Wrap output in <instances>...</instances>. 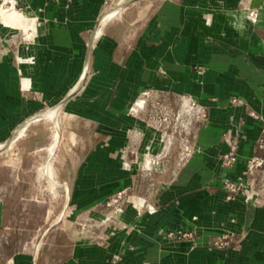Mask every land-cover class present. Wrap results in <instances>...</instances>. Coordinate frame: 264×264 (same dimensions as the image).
<instances>
[{
	"label": "crops",
	"instance_id": "crops-1",
	"mask_svg": "<svg viewBox=\"0 0 264 264\" xmlns=\"http://www.w3.org/2000/svg\"><path fill=\"white\" fill-rule=\"evenodd\" d=\"M118 1L0 7V145L71 95L60 126V112L42 119L59 134L39 180L66 187L61 227L27 247L17 197L29 171H0V264H264V171L248 172L264 160V0H139L98 34L76 92ZM183 98L206 112L187 143L173 133ZM178 231L192 236H169Z\"/></svg>",
	"mask_w": 264,
	"mask_h": 264
},
{
	"label": "rangeland",
	"instance_id": "rangeland-1",
	"mask_svg": "<svg viewBox=\"0 0 264 264\" xmlns=\"http://www.w3.org/2000/svg\"><path fill=\"white\" fill-rule=\"evenodd\" d=\"M10 1L13 0H0V7L3 5L10 6V4L8 3ZM121 2L122 1H118L117 4L114 5L111 9L119 6ZM15 9L18 12H21L18 10L16 3ZM16 34L17 39L22 38L21 34ZM141 100L145 101L144 104L146 105V100ZM189 102L190 99L188 98L181 99L179 115H185L186 113H189L191 111ZM61 111L58 115L59 126ZM188 117L189 118L185 121L183 117V122L180 123V127L177 130L173 131V133L175 132L177 134L178 141L180 137H182L184 143L188 142V137L186 136L188 133L187 125H189L191 122V117ZM35 124L36 126H34L32 132H30L34 133L32 136H28L27 138H25L26 140H23V143L16 145V147H12V145L15 143L13 142V144H11L9 148L0 152V171L3 172L2 175L5 176V178H8L7 174L9 173L11 167H13L14 169H23L29 171L28 177L24 179V182L22 184L24 186L23 192L18 195L17 200L23 203L25 207L29 208V210L24 211V213H30L29 215L24 214L20 223V229L24 230L23 232H21L22 234H24L22 238H24L27 247H34L36 249L37 246L42 247L43 242L47 237L48 228L52 226L59 218V216L64 213V205L67 201V190L65 186H62V188L59 190L54 189V187H52L50 183V181H52L51 179H49L50 181L45 178L43 180H39L40 168L48 162L47 148L53 143V137L56 133V127L53 120H42ZM261 151H263L264 153V149ZM42 156H45L44 162H42ZM156 164L158 163L153 160L150 163L149 168L152 169ZM257 171H264V163L261 167L256 169L253 174L250 175L255 176L256 173H258ZM115 199L117 200L116 203H114L116 206L121 205L122 202H125L124 198L120 200L118 199V197H116ZM131 201H133V199ZM120 213L121 211L118 212L117 216H120ZM63 218L64 216L59 220V224L53 227L54 229L61 227L60 222L63 220ZM11 234L12 233L9 230H6L3 237L9 240L14 239L16 235L13 236ZM18 238L21 240V237H19V235ZM17 246L18 245L15 244V248H17ZM10 250L11 249L5 248L4 253H9Z\"/></svg>",
	"mask_w": 264,
	"mask_h": 264
},
{
	"label": "built area",
	"instance_id": "built-area-1",
	"mask_svg": "<svg viewBox=\"0 0 264 264\" xmlns=\"http://www.w3.org/2000/svg\"><path fill=\"white\" fill-rule=\"evenodd\" d=\"M248 19L252 23H256L258 20V12L255 10L249 11ZM189 105L191 107V111L189 113H186L187 115L186 114L185 115H182V114L179 115L178 114L177 120L179 123V127H180V123L183 122V117H184V121L189 118L188 116L191 117L190 118L191 122L189 125H187L188 127H190L193 123L202 121L203 119L206 118V112L202 106H200L198 103H196L195 101H193L191 99H190ZM225 159H226V164L228 166L232 165L236 161L235 156L232 154L227 155ZM263 163H264V160H262V159L261 160L260 159H254V160L249 161V163H248L249 174H253L256 169H258L259 167H261L263 165ZM230 189L233 190L234 188L231 187ZM247 198H250V196L247 195ZM169 236L171 238L187 239V238H190L192 236V233L189 231H178L177 233H170ZM226 245H227V243H223L221 246L223 248H225Z\"/></svg>",
	"mask_w": 264,
	"mask_h": 264
},
{
	"label": "bare ground",
	"instance_id": "bare-ground-1",
	"mask_svg": "<svg viewBox=\"0 0 264 264\" xmlns=\"http://www.w3.org/2000/svg\"><path fill=\"white\" fill-rule=\"evenodd\" d=\"M129 1V0H128ZM127 1H122L121 3H120V5L119 6H117V7H115V8H113V9H111L110 11H108V12H106L103 16H102V18H101V26H100V30H99V33L98 34H100L101 33V31H102V29L106 26V24L110 21V20H113L115 17H117L120 13H122L124 10H121V11H119V7H122V5H124L125 3H126ZM76 86V85H75ZM143 105V103H141V106ZM138 108V107H137ZM136 108V110L134 111V112H137L138 111V109ZM61 111V109H58V108H51V109H48V110H46V111H44V112H41V113H39V114H37L36 116H34L32 119H30L28 122H26L23 126H21L18 130H17V132H16V134H15V136H14V138H13V140H12V142L9 144V146H11V144L18 138V137H20V136H22L23 135V131L25 130V129H27L33 122H36V121H39V120H42V119H45V118H51V119H54V120H56V116H57V114L59 113ZM56 127H57V125H56ZM59 134H56V136H55V145H56V143H57V141L59 140V136H58ZM3 145V144H2ZM2 145L0 146V149H1V147H2ZM55 145H54V147H55ZM9 146H8V148H9ZM52 147V146H51ZM53 150H54V148H53ZM53 150H52V153H53ZM50 152V151H49ZM52 153H51V155H52ZM146 164H147V166H149L150 165V163H151V161L148 159V161H146L145 162ZM49 169V168H48ZM51 170V169H50ZM51 172V171H50ZM51 174V173H50ZM51 176V175H50ZM63 217V215H61L56 221L58 222V220L59 219H61ZM56 222V223H57Z\"/></svg>",
	"mask_w": 264,
	"mask_h": 264
},
{
	"label": "water",
	"instance_id": "water-1",
	"mask_svg": "<svg viewBox=\"0 0 264 264\" xmlns=\"http://www.w3.org/2000/svg\"><path fill=\"white\" fill-rule=\"evenodd\" d=\"M139 0H129L127 1L124 5H122V7H119V11L121 10H126L128 7H130L131 5L135 4L136 2H138ZM100 26H101V19L99 20L95 30H94V33H93V36H92V39L90 41V44H89V47H88V52H87V57H86V61H85V65H84V68H83V73H82V77H81V81L79 83V86L76 90V92L78 90L81 89V87L83 86L86 78H87V73H88V68H89V58H90V52H91V48L93 46V43L96 39V37L98 36V33H99V30H100ZM71 96V95H70ZM69 97H67L66 99H64L59 105H57L56 107L54 108H58V109H62V107L64 106V104L69 100ZM28 122V121H27ZM17 131L14 132V134L10 137V139H8L1 147L0 149V152L6 150L9 146V144L12 142L15 134H16Z\"/></svg>",
	"mask_w": 264,
	"mask_h": 264
}]
</instances>
